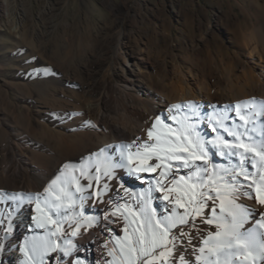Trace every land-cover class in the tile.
<instances>
[{
  "label": "rangeland",
  "instance_id": "1",
  "mask_svg": "<svg viewBox=\"0 0 264 264\" xmlns=\"http://www.w3.org/2000/svg\"><path fill=\"white\" fill-rule=\"evenodd\" d=\"M263 40L264 0H0V172L5 166L13 169L23 166L24 170L18 182L0 177V217L7 210L2 205L19 198L30 213L40 214L35 210L38 195L42 212L48 210L44 198L52 197L53 190L56 197L61 183L55 185L58 191L54 186L50 193L45 189L58 176L62 181L65 171L67 176L75 175L84 189L77 192L70 183L68 190L75 203L71 208H63L73 209L79 221L99 204L102 208L111 206L115 197L131 205L129 211L139 213L137 199L129 194L135 192L138 197L141 190H146L144 187L134 188L129 194L121 190L105 198L104 194L94 195L103 189L104 183L111 186L116 179L128 177L124 169H115L113 180L103 176L104 157L119 160L117 146L134 140L147 141V131L157 116L169 117L165 122L179 127L170 117L182 120L186 108L173 109L171 113L169 109L174 104L188 103L182 99L186 86L193 92L190 102L193 98L205 110L218 107L223 94H237L239 83L250 75L263 79L264 58L260 55L264 50ZM131 77L132 83L128 82ZM113 125L124 128L129 135L114 137ZM217 154L210 149L209 163L196 161L199 167L209 170L203 176L205 179L211 176L216 181L214 186L231 182L229 176L219 180L217 167L239 173L237 166L241 164L235 155L224 153L226 156L221 159ZM65 165H68L66 170ZM98 165L100 183L92 180L89 187V179L81 175L80 169L96 176ZM243 167L249 173L257 171L250 161ZM35 168L48 173L54 171L57 175L51 174L47 182L37 184L30 179ZM181 169H172L177 180L187 177L190 171ZM172 173L165 184L173 179ZM238 179L240 186L225 198L243 199L240 206L250 212L256 208L247 206L244 200L251 198L258 203L254 187H247L252 178L244 180L239 176ZM256 179L259 182V174ZM212 195L215 196L214 191ZM158 197L162 201L161 205L154 202L158 217L168 215L173 204L164 201L160 192ZM63 203L67 205L71 201L66 199ZM219 203V200L207 201L211 206L203 209L208 213L207 218L212 217V208L221 215ZM256 206L262 208L264 204ZM193 207L189 206V212ZM184 211L183 207L177 208L181 214ZM250 215L241 231L259 229L264 234V228L260 227L264 216L255 212ZM192 217L190 223L172 230L177 237L176 245L182 249L179 256L174 250L169 258H174L176 264L180 256H185L186 264L189 260L191 264H204L197 257L209 234L216 231L215 224H206L203 216L193 212ZM16 221L21 223V219ZM71 223L74 225L75 221ZM16 228L11 227L0 238V264H5V256L15 246L22 245L31 252L27 243L31 237L17 236ZM92 229H95L92 224L87 226L82 236L89 235ZM72 231L71 224L66 225L54 242L71 241L76 245L73 238L82 236H72ZM94 234L101 239L105 237L97 230ZM77 246L85 257L86 250ZM58 247L56 251L61 258L57 264L70 261L73 264V251L65 256ZM95 247H92V262L103 264L105 261L99 258ZM258 251L256 248L250 252L248 261L242 255L233 256V264H252L253 256L255 264H264ZM53 253L45 254L44 264ZM204 255L208 256L207 250ZM105 257L110 258L108 252ZM114 258V264H120V259L115 255ZM30 261L27 264H33L32 256Z\"/></svg>",
  "mask_w": 264,
  "mask_h": 264
},
{
  "label": "snow or ice",
  "instance_id": "2",
  "mask_svg": "<svg viewBox=\"0 0 264 264\" xmlns=\"http://www.w3.org/2000/svg\"><path fill=\"white\" fill-rule=\"evenodd\" d=\"M251 102H244L245 105ZM197 105L192 102L187 104H174L169 109L171 113L173 109L179 110L181 108H187L191 110L192 116H198L196 111ZM242 105L237 103L235 108L236 114L241 119L245 120V125L250 120L245 119L241 114L240 109ZM264 116V102H261L258 113ZM173 121H176L179 127H173L165 121L169 117L161 118L157 116L154 123L147 131L148 140L142 143H137L134 140L131 144L117 146L115 151L119 152V160L113 161L111 156L104 157L103 176L108 180H113L116 176L115 169H124L127 175L135 177L140 180L141 173H155L159 169V175L154 180H149V187L146 190H141L139 196L136 193H130L128 188L121 184L126 194L130 195V198H136L139 205V213L135 211H129L131 205L124 204L118 205L116 210L111 213L115 216L117 212L123 209L128 214L123 216L125 221L123 238L117 239L119 246L120 264H176V260L169 259L172 257L175 250L176 255L179 256L182 249L175 243L177 237L172 232L178 225H186L190 223V217L194 212L196 216H203L204 222L208 225L215 224L216 231L210 233L208 238L204 241L205 247L200 249L201 255L197 257L198 260H203L204 264H233V256H243L245 261L249 260V254L257 247L259 249L258 255L261 259H264V235H260L253 229H248L242 232L248 216L249 210L242 208L240 205L234 204L231 200H226L228 192L235 191L240 186L241 181L239 176H243L244 180H248L251 176V184L247 187H254L256 193V200L260 204H264V124L260 126L259 139H253L249 136L248 143L243 142V133L234 131L232 128L224 125L223 120L227 117H218L215 125H212L213 131H216V126L223 127L229 136H234L237 143H230L225 141L222 137H217L216 140L205 141L204 137L198 131L196 123L189 122L191 117L187 114L184 115L182 120L177 121L176 116L170 117ZM249 130L245 127V132ZM253 132L256 128L252 129ZM206 143L212 144L214 147L221 149V154H224V149L228 150L229 156H239L241 164L237 167L240 168L239 173H235V169L220 168L215 169L216 175L219 180H224V176H229L230 181H225L220 186L216 185V181L209 176L207 179L203 176V173L208 172L207 168H201L196 164V161L203 160L204 163H209L208 151L206 150ZM132 149H135L133 152ZM236 149V151H233ZM242 149V151H241ZM101 153L104 149L100 150ZM246 154H251L252 166L257 170L256 173H249L243 167L246 161ZM259 157V159H257ZM126 161V162H125ZM175 167L177 170L189 169L187 177L181 176L179 180L175 178V173H172V169ZM68 165H65V170ZM81 175L86 176L89 179V187H91V181L95 180L97 184L100 183L101 170L99 165L96 168V176H92L90 173L80 169ZM172 173L173 179L165 184L169 174ZM223 173L224 175H220ZM259 174V182L256 179V175ZM64 179L61 181V177L58 176L56 180L52 181V185L45 189L46 193H50L58 182L61 183L59 192H57L55 200L51 195L44 198V206L49 211H54L58 216H61V208H71L75 201L72 200V193L68 190L69 184H74L77 192H83V187L79 184V180L76 177H72L70 180L66 171L62 173ZM190 182V183H189ZM155 185V190L162 193V199L173 204L172 210L168 215H162L157 217L155 209L152 208V200L159 199L161 197L152 196V185ZM109 189L107 183L103 184V190H98L94 193L97 197L103 196L104 191ZM204 189H209L205 191ZM215 192V196L212 192ZM242 194H249L243 192ZM171 197V199H170ZM69 200L71 203L65 205L64 200ZM83 201L84 197L80 198ZM208 200H219V208L221 215H217L215 208H212V217L209 219L208 213L203 212L205 207H211L207 204ZM36 212L43 214L41 209V197H36ZM194 205L192 212H189V206ZM183 207L185 211L181 214L177 212V208ZM81 216L83 213L80 214ZM108 213H105L107 218ZM129 215L132 220L129 222ZM87 225L91 226V218L84 217ZM194 219V217H192ZM33 220L36 221L37 228L45 229V234H35L28 241V245L31 248L32 262L33 264H44V256L48 252H55L57 246L52 239L57 236L61 231L58 226L62 220H69L70 224L75 221V229L71 235L76 236L81 224L77 217H69L65 212L61 220L51 221V217H46L45 220H41L40 216H34ZM137 221H142L137 223ZM48 222H52L57 225L56 231H52L48 227ZM130 223H136L137 226L132 230L131 236L128 235V228ZM260 227L264 228V218L260 222ZM183 233H181V239ZM66 247L61 248L60 251L65 256L71 253V241H66ZM23 250V249H22ZM207 250L208 256L204 253ZM109 255H113L110 251ZM215 257V260L212 259ZM143 258V259H141ZM27 264V261L23 262ZM69 264H72L70 261ZM75 264H83V261L77 259ZM110 264H114L110 262ZM179 264H186L185 256H180ZM187 264H191L189 260ZM252 264H255V257H252Z\"/></svg>",
  "mask_w": 264,
  "mask_h": 264
},
{
  "label": "bare ground",
  "instance_id": "3",
  "mask_svg": "<svg viewBox=\"0 0 264 264\" xmlns=\"http://www.w3.org/2000/svg\"><path fill=\"white\" fill-rule=\"evenodd\" d=\"M260 55L263 56V58H264V50H263V53H261ZM258 56H259V54H258ZM261 71L263 74L262 76L264 77V70L261 69ZM261 78L258 75H256V76L250 75L246 80L241 81V83L238 82L239 87H240L239 92L237 94H230V93L229 94L228 93L223 94L222 97L219 99L220 103L218 104V107L212 106V107H208V109L203 110V107L199 105L200 103L199 104L194 103L192 101L193 100V98H192L191 102L198 106L196 111L199 113V115L198 116H192L191 110L186 108V110L183 112V116L185 114H187L191 117L189 122L197 124L198 131H200V133L204 137L205 141L216 140V138L219 136V137H222L227 142L237 143L236 138L234 136H229L223 127H220L219 125H217L216 126L217 130L213 131L212 125H215L216 119L218 117H222V116L227 117V119L223 120L224 125H226L229 128H232L236 132L243 133L242 139H243L244 143L249 142V140H248L249 136H251L253 139H259L260 126L262 124H264V116L257 114L261 102H264V78L263 79H261ZM128 82H130V83L134 82V78L133 77L129 78ZM198 92H199V94L201 93L200 91H198ZM192 93L193 92H191L189 87L186 86L185 90L182 91V94H183L182 99L186 100L187 102H190L189 99H191V97H193L191 95ZM202 95H204V94H202ZM195 97L200 98V96H195ZM186 101H185V103H186ZM251 101H254L255 103H248L247 105L244 104V102H251ZM237 103H240L242 105V107L240 109L241 114L245 117V119L250 120V122L246 125H245V120L241 119L236 114L237 110L235 108V105ZM163 104H164V102H163ZM163 104L161 103V105H163ZM161 105H158V106H161ZM149 113H150V111H149ZM245 127L249 130L248 132H245ZM253 128H256L255 132L252 131ZM111 130H112V134L114 137H127L129 135V132H127L126 130H124V128H121L118 125H113ZM210 149L216 150V152L218 153L217 154L218 157L221 159L223 158L224 154L223 155L221 154L220 148L214 147L212 144L206 143V150L209 152ZM223 151L225 154H228L227 149H224ZM233 151H236V149H233ZM241 151H242V149H241ZM236 158H237L238 162H241L239 156H236ZM246 161H250V163H251V154H246ZM175 170L176 171H182V169L177 170L176 168H175ZM23 171H24L23 166L22 167L17 166V168H14V169L10 166H8V167L5 166L3 168V170L0 172V177L2 179H4V181L6 180V181H10V182H18L23 176ZM51 174L57 175V173H54V171L51 173H48V170L46 171V170H40L38 168H35L34 170H32V172L30 174V179L34 183L43 184V183L48 181V177ZM71 174L68 177H70ZM158 175H159V171L157 170V172L151 173V174L141 173L140 174V176H141L140 180H137V179H135V177H130V176L124 177L121 180L116 179V181H115L116 183L109 186V189L107 191H104L103 197L104 198L106 196L110 197V196L117 194L119 191L124 190L121 187V184H123L124 187L129 188L130 192L133 191L134 188L140 189V188L144 187L147 189L149 187V180H154L156 177H158ZM73 176H75V175H73ZM152 188H153L152 196L158 197L159 192H157L155 190L154 184L152 185ZM54 189H57V188L54 186ZM58 189L56 191H58ZM54 194H55V192L53 190L52 197H55V196H53ZM21 195H22L21 191H18V196H21ZM19 199L8 200L2 205V207L6 208L7 210H4L3 218L0 217V224H1L0 225V238H2V236H4L6 231H8L11 227H14V226L17 227L16 228L17 229L16 234L19 237L20 236H23V237L26 236L29 238L35 234L44 235L45 229L36 227V221L33 220L34 216H40L42 221L45 220L46 217H51V221L61 220L62 216L65 212L68 213V216L70 218L75 216L73 209H63V208H61V216H58L54 211L48 212V210L43 211V214L30 213L28 207L24 206V204L21 203V201ZM229 200H231L232 203L237 204V205H240L243 201V199L242 200H236L234 198H229ZM252 200H251V198L244 200V201H246L247 206L253 207V208L255 206L256 209H252L250 212L259 213V214L264 216V207L257 208V207H259V206H256L258 203L256 204L255 203L256 201L254 202ZM154 202H157L159 205H161L162 201L160 198L152 200V208L155 209L156 215L158 217V206L156 207L154 205ZM122 204H124V203L119 198L115 197V199H113V201H112L111 206L102 208L101 204H99V206L95 207V209H93V211L91 213L86 214L84 216V217L91 218V221H92L91 224L95 227V229H92V232L89 235L82 236L83 230L87 229L88 225H87V222L85 221V219L80 221L81 227H80L76 236H82V237H79L78 239L73 238L77 242L76 245L73 242L71 243V250L73 251V258H74L73 264H75V261L77 259L83 261V264H94L92 262V258H94V252L92 249L93 246L97 247L96 252H97L99 258L104 259L105 262L103 261L104 262L103 264H110L111 261H115L114 255L120 259V256H119L120 249H119V246L117 244V239H114V237L115 238H123L125 236V232H124L125 221H124L123 216L125 214H128V213L120 211V212H117L115 216L111 215V213L116 210V207L118 205H122ZM136 208H137V211H139V205ZM100 213L102 215H104L105 213H108L109 217L106 218V217L101 215L103 217L102 218L99 216ZM0 214H1V211H0ZM17 219H19V221L21 219L20 224L17 223V221H16ZM131 220H132V217H131V215H129V222H131ZM72 222H74V221H72ZM137 223H141V221H137ZM68 224H70L69 220H62V222L59 224V227L62 229ZM244 225H246V224H244ZM71 226L73 227V230H74L75 224L73 225L71 223ZM136 226H137L136 223H130V227L128 228V235L129 236H131L132 230ZM48 227L50 229H52V231H56L57 226H55L54 223H52V222H48ZM118 228H120V229H118ZM96 230L103 233L105 235V237H102L103 239H101V236L100 237L96 236L94 234V232H96ZM256 232L259 233L260 235H264L263 233H261V231L259 229H256ZM52 239L54 240L55 237H53ZM55 244L57 247L59 246L58 247L59 249L64 248L65 246H68V245H66V242L61 243V241L58 244L55 242ZM77 245H79V247H80L79 249H85L86 250V252L84 253L85 257H83V255H82V250L77 249L78 248ZM110 251L113 253V255H110V258L107 260V257H105V252L109 253ZM31 256H32L31 252L28 251L24 246H22V245L15 246L13 251H11V254L5 256V264H9V263L10 264H12V263L13 264H21V262L23 263L25 261H27V263H30L31 262L30 261ZM49 256H51L50 260L48 259L46 261V264H57L61 258V257H59V254L57 251H55L53 254H51ZM87 256L88 257L90 256V258L88 259Z\"/></svg>",
  "mask_w": 264,
  "mask_h": 264
}]
</instances>
